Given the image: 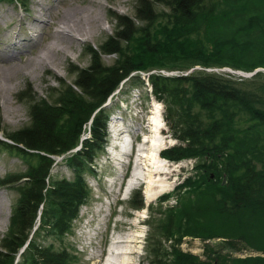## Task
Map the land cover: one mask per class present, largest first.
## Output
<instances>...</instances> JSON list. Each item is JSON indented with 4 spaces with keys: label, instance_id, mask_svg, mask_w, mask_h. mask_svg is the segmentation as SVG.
Wrapping results in <instances>:
<instances>
[{
    "label": "trees",
    "instance_id": "16d2710c",
    "mask_svg": "<svg viewBox=\"0 0 264 264\" xmlns=\"http://www.w3.org/2000/svg\"><path fill=\"white\" fill-rule=\"evenodd\" d=\"M137 1L136 15L117 16L115 34L99 50L89 48L92 64L75 71L71 83L62 81L56 101L34 100L31 124L10 134L12 143L0 140L28 167L11 180L20 199L2 241L0 264H15L21 250L22 264L72 262L47 239L70 232L91 197L85 177L105 150L108 99L134 72L151 69L178 71L147 75L178 141L160 156L195 162L192 174L176 187V204L163 217L148 220V264H264V85H244L263 72L247 80L213 71L264 68V0ZM158 4L168 12L156 10ZM112 54L115 62L104 64L102 56ZM85 126L89 134L81 139ZM61 156L72 178L51 176ZM135 206L144 208V202ZM185 237L223 241L206 243L201 257L181 247ZM243 247L261 254L230 252Z\"/></svg>",
    "mask_w": 264,
    "mask_h": 264
},
{
    "label": "rangeland",
    "instance_id": "374dc122",
    "mask_svg": "<svg viewBox=\"0 0 264 264\" xmlns=\"http://www.w3.org/2000/svg\"><path fill=\"white\" fill-rule=\"evenodd\" d=\"M39 1L41 2V0H25L23 5L17 0H0V58L3 55L7 56V60L0 59V140L2 142L12 143L8 136L31 124L34 100L39 102L44 99L55 102L63 89L62 81L71 83L76 79L75 71L88 68L92 64L89 48L99 50V47L115 34L120 22L118 17L133 18L139 5L137 0H42L44 6L52 8V17H50L43 13ZM214 1L216 0H206L210 3ZM156 10L168 12V8L160 4L156 6ZM41 15L44 19L39 18ZM37 17L43 21H35ZM62 17L72 21L74 27L81 32L70 41L71 43H65L67 47L65 53L45 50L43 46L52 41ZM137 24L141 26L143 23L137 21ZM24 44L27 46L20 51ZM40 51L46 53L50 65H45V61L37 59ZM116 58L117 56L113 54L102 56L106 65H112ZM192 69L200 68L195 66ZM213 71L229 72L223 68ZM231 71L230 73L236 76L250 79L251 75L244 74L249 72L242 73L232 69ZM153 72L164 75L178 73L164 69L134 72L132 75L135 76L131 79L127 78L105 104L110 113L105 150L98 154L93 171L87 173L85 177L91 189V197L81 206L79 216L73 221L70 232L65 233L61 238L47 239V242L54 245L55 250L66 252L72 259L69 264H105L111 242L115 238L133 233H141V238L136 243L138 254H134L137 257V264H148L147 239L151 237L149 221L163 217L162 212L176 204V187L184 177L194 171L193 159L170 161L164 158L170 169L165 179L173 183L169 190L159 193L155 199L147 203L146 180L141 177L136 179L135 187L131 192L126 193L130 178H135L136 171H143L141 165L136 168V162L140 153L142 154L140 151L146 142L145 139L151 133L150 116L155 106L160 108L162 116L160 131L165 141L160 152L178 144V141L171 136L164 118V104L151 92L147 75ZM261 72H263L262 77L251 82L246 80L244 85L251 87L264 85V71ZM88 134L89 128L85 126L81 139ZM147 145L149 143H146ZM79 148L80 146L77 149ZM62 161V156L56 158L51 176L72 178V171ZM27 168V164L16 151L6 150L4 146H0V195L5 204V210L0 216V221L3 222L0 226V249L20 199L18 184L11 180L24 174ZM163 195L169 197L161 202L159 199ZM141 200L144 202V208H137L135 204ZM221 241L222 238L202 241L195 237H185L181 247L202 257L206 243L215 245ZM164 243L166 246L169 245V242ZM230 252L236 257L261 254L250 247ZM20 253L17 254L15 264H22Z\"/></svg>",
    "mask_w": 264,
    "mask_h": 264
},
{
    "label": "bare ground",
    "instance_id": "6f19581e",
    "mask_svg": "<svg viewBox=\"0 0 264 264\" xmlns=\"http://www.w3.org/2000/svg\"><path fill=\"white\" fill-rule=\"evenodd\" d=\"M39 6L43 9V13H45L46 16L52 17V12H51L52 8L47 7V5L44 6V2L42 0L41 2L39 1ZM41 17H43V15H41L39 18ZM64 17H62V19L60 20L59 28L55 30L52 41H50L45 46H43L45 50L48 49V50H51L57 53H60V52L65 53L67 49L65 43H71L70 41L74 40L78 36V33L81 32L80 30L74 27L75 24L71 23L72 21H67V19L65 18L66 19L65 20ZM39 18L38 17L35 18V21H38V22L43 21L42 19H39ZM79 28H81V26ZM34 41L35 40L33 39V42ZM25 46L27 45L24 44L23 46H21L20 51H23L24 50L23 47ZM11 56H13V54ZM6 57L7 56L3 55L1 56L0 59L4 60L6 59ZM38 58L42 60L43 62L45 61V65H50L51 63L50 61H48L49 59H47L46 53H44L43 51H40L37 54V59ZM30 62H32V60H30ZM7 89L10 90L11 87H8ZM161 118L162 116L160 114V108L158 106H155L150 116V119H151L150 132L151 133L145 139L146 142L143 144L141 151H140L142 152V154L140 153L139 159H137V162H136V168H138L141 165L143 171L142 172L136 171L134 175L135 178H130L126 186V193L129 194L131 190L133 189L132 187L136 184V179L137 178L140 179L141 177H143V179L146 180L145 193H146L147 203L155 199L159 193L169 190L173 185V183L167 182L165 179V176L169 173V170H170L168 167L169 166L168 162L167 160L162 158L159 154L160 150L165 145V141L163 137L161 136V131H160L162 127ZM118 135H120V132H118ZM146 143H149V145L146 146ZM4 208H5V204L3 202V198L0 195V216L3 214L5 210ZM2 223L3 222L0 221V226L2 225ZM140 238H141V233H138V234L133 233L127 236L125 235V237L115 238L111 242L108 258L105 264H137V260H136L137 257H135L134 254H138V249H136V243L139 242ZM94 257H96V255H94Z\"/></svg>",
    "mask_w": 264,
    "mask_h": 264
},
{
    "label": "built area",
    "instance_id": "2783aa9c",
    "mask_svg": "<svg viewBox=\"0 0 264 264\" xmlns=\"http://www.w3.org/2000/svg\"><path fill=\"white\" fill-rule=\"evenodd\" d=\"M223 69L225 70L226 68H223ZM259 70H260V71H264V68H259Z\"/></svg>",
    "mask_w": 264,
    "mask_h": 264
}]
</instances>
